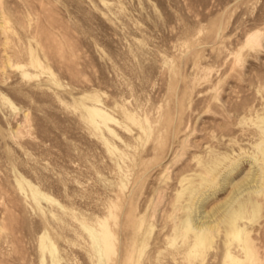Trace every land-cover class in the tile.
Segmentation results:
<instances>
[{
	"label": "rangeland",
	"instance_id": "1",
	"mask_svg": "<svg viewBox=\"0 0 264 264\" xmlns=\"http://www.w3.org/2000/svg\"><path fill=\"white\" fill-rule=\"evenodd\" d=\"M0 264H264V0H0Z\"/></svg>",
	"mask_w": 264,
	"mask_h": 264
},
{
	"label": "bare ground",
	"instance_id": "2",
	"mask_svg": "<svg viewBox=\"0 0 264 264\" xmlns=\"http://www.w3.org/2000/svg\"><path fill=\"white\" fill-rule=\"evenodd\" d=\"M200 243H201V241L200 240H197L195 247H197Z\"/></svg>",
	"mask_w": 264,
	"mask_h": 264
}]
</instances>
